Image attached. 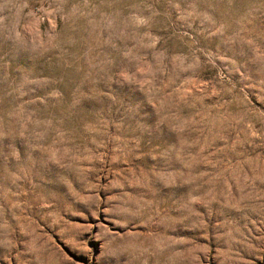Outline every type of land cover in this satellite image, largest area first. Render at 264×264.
Listing matches in <instances>:
<instances>
[{
  "label": "rangeland",
  "instance_id": "rangeland-1",
  "mask_svg": "<svg viewBox=\"0 0 264 264\" xmlns=\"http://www.w3.org/2000/svg\"><path fill=\"white\" fill-rule=\"evenodd\" d=\"M0 264H264V0H0Z\"/></svg>",
  "mask_w": 264,
  "mask_h": 264
}]
</instances>
